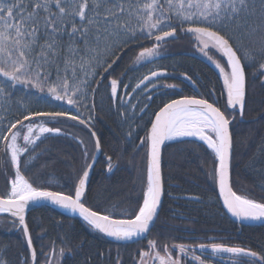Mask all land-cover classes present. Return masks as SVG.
I'll return each instance as SVG.
<instances>
[{
	"label": "snow or ice",
	"instance_id": "6c2138e0",
	"mask_svg": "<svg viewBox=\"0 0 264 264\" xmlns=\"http://www.w3.org/2000/svg\"><path fill=\"white\" fill-rule=\"evenodd\" d=\"M178 27L195 37L198 51L223 77L225 110L206 98L182 96L164 103L154 113L151 127L140 141L147 148L146 190L133 218H116L106 209L86 206L89 174L95 162L93 159V163H87L86 148L85 165L69 194L34 186L22 168L37 158L33 153L41 136L62 134L60 128L47 127L44 121L65 118L91 127L94 120L91 111L105 82L112 101H120L119 92L128 87L121 79H105L104 74L120 58L118 52L145 39L154 40L153 46L143 47L134 63L159 56L161 45L169 38H177ZM210 51L225 58L227 67L214 59ZM246 63L257 66L264 75V0H0V110L9 114L0 116V173L6 179L11 176L10 191L0 195V213H9L12 223L21 226L30 247L32 236L25 214L30 203L39 201H50L79 213L94 230L118 241L140 237L149 232L161 204L162 146L177 138L198 137L215 155L217 164L212 174L218 179L228 211L241 220H264V202L238 194L231 182V125L236 114L243 117L246 107ZM163 74L160 70L151 71L133 91L141 85L147 88L145 82L151 83ZM185 79L196 85L192 77L185 75ZM18 86L33 92L39 100L51 98L77 109L87 108L89 115L81 119L80 114L72 115L70 111L34 110L30 104L14 99ZM156 87L152 85L153 90ZM16 105L21 109L19 116L12 115ZM121 106L122 101L118 104ZM131 107L135 109L136 105ZM37 121L41 123L37 125ZM91 135L99 150V137L95 132ZM25 156L27 159H22ZM106 159L107 170L111 171L112 158ZM261 171L264 175V170ZM148 246L151 252L140 253V264H146L145 258L153 253L159 264H180L167 250L161 256L155 241H149ZM176 248L183 255L195 250L185 244ZM208 249L212 257L228 254L245 258L250 264H264V255L245 247L223 243L199 245L202 253ZM59 253L63 256L64 249ZM30 257L32 264H39L35 247H31ZM195 260L205 264L199 256ZM0 264L11 262L0 254ZM24 264H28L27 258ZM45 264H49L47 257Z\"/></svg>",
	"mask_w": 264,
	"mask_h": 264
},
{
	"label": "trees",
	"instance_id": "16d2710c",
	"mask_svg": "<svg viewBox=\"0 0 264 264\" xmlns=\"http://www.w3.org/2000/svg\"><path fill=\"white\" fill-rule=\"evenodd\" d=\"M194 39L178 27L177 38L164 42L159 56L139 63H134L136 56L143 47H152L154 40L141 39L138 44L119 51V60L104 75L106 81L118 78L128 86L119 92L120 101L109 100L105 82L104 89L96 97V107L91 111L94 116L91 127L65 118L44 121L47 127L60 128L62 134H44L37 141L33 153L37 158L22 168L30 182L34 186L69 194L85 165L84 149L88 152L87 163H91L96 153L91 135L95 132L102 155L88 186L86 206L93 210L106 209L116 218H133L146 190L147 148L140 141L150 129L154 113L164 103L182 96L206 98L225 110L223 77L210 60L195 52ZM216 58L225 64L219 53ZM157 70L164 74L151 83L145 82L147 88L141 85L133 91L144 75ZM245 70L247 102L244 118L248 122H240L236 114L231 126L232 187L238 194L264 202L261 171L264 170V75L257 66L250 67L247 63ZM185 75L192 77L196 85L186 80ZM153 84L157 85L154 90ZM148 96L152 99H147ZM14 99L30 104L38 111H70L72 115L80 114L81 119L89 115L87 108L77 109L51 98L39 100L22 86L14 90ZM121 101L123 106L118 107ZM20 114L21 109L16 105L12 115ZM7 115L0 110V116ZM36 123L39 125L41 121ZM107 157L112 158L111 171L107 170ZM216 164L212 150L201 142H167L163 151L164 191L160 213L148 235L131 243H112L84 220L58 209L41 207L30 211L27 224L39 264H45L46 257L49 264H140V253L151 252L149 241L156 242L161 256H165L167 250L173 259L180 260V264H198L197 256L205 264H250L242 257L228 254L212 257L209 255L211 249L203 253L199 250L200 244L223 243L264 255V223L240 226L229 218L218 196V179L212 174ZM10 179L11 176L6 179L5 174L0 173V195L10 191ZM18 228L19 224L12 223L10 214L0 215V254L11 264H24L26 258L28 264H32L31 251ZM180 244L193 246L195 250L183 255L176 248ZM61 248L64 249L63 256L59 253ZM154 255L145 258L146 264L154 262Z\"/></svg>",
	"mask_w": 264,
	"mask_h": 264
},
{
	"label": "water",
	"instance_id": "95a60500",
	"mask_svg": "<svg viewBox=\"0 0 264 264\" xmlns=\"http://www.w3.org/2000/svg\"><path fill=\"white\" fill-rule=\"evenodd\" d=\"M169 39H172V38H169ZM167 40H168V39H167ZM245 108H246V107H245ZM243 116H244V115H243ZM240 118H241V120H243V117L240 116ZM96 136H97V135H96ZM97 137H98V136H97ZM166 143H167V141H166L165 144L162 146V161H161V168H162V164H163V151H164V147H165ZM101 155H102V149H101V145H100V149H99V150L96 149V153H95V155H94V157H93V159H94L95 162L93 163V159H92V161H91V163H93V167H92L91 170H90L88 186H89V184H90V182H91V179H92V176H93L94 170H95V168H96V166H97V164H98V161H99ZM231 182H232V163H231ZM217 190H218V196H219L220 202H221V204H222V206H223V208H224L226 214L229 216V218H230L232 221L236 222V223L239 224L240 226H242V225H243V226H248V225H260V224H263V223H264V220H241L240 218L235 217L231 212L228 211L227 206L223 203V197L220 195V192H219V184H218V183H217ZM162 202H163V194H162V196H161V204H160L159 209H158V215H159L160 210H161V207H162ZM41 207H51V208H54V209H58V210L62 211L63 213L67 214V213L64 211L63 208L59 207L58 205L53 204V203L50 202V201H39V202H36V203H30V204H29V206H28V208H27V210H26V214H25L26 222H27L28 213H29L30 211L34 210V209L41 208ZM7 214H9V213H7ZM67 215H68V214H67ZM158 215H157V217L154 219L152 225H150V230H151L152 226L155 224V222L157 221ZM78 218H79V217H78ZM81 219L83 220V218H81ZM85 222H86V221H85ZM19 229H21V226H20V225H19L18 230H19ZM150 230H149V231H150ZM148 233H149V232L143 234V235L140 236V237L133 238L132 240H129V241H123V240H119V241H118V240H116L114 237H110V236H108L107 234H105V233H101V232H100V234H102V235H103L108 241H110V242H112V243H121V244H122V243H123V244H125V243H131V242H134V241H137V240L143 239L144 237H146V236L148 235ZM24 236H25V235H24ZM25 239H26V236H25ZM26 241H27V239H26ZM28 247H29V249H30V251H31V247H34L33 242H32V246L30 247V246L28 245Z\"/></svg>",
	"mask_w": 264,
	"mask_h": 264
},
{
	"label": "bare ground",
	"instance_id": "6f19581e",
	"mask_svg": "<svg viewBox=\"0 0 264 264\" xmlns=\"http://www.w3.org/2000/svg\"><path fill=\"white\" fill-rule=\"evenodd\" d=\"M224 60V63H225V58L223 59ZM245 72H246V70H245ZM246 76H247V74H246ZM246 109V108H245ZM238 116H239V119H240V122H248V120H246L245 118H244V116H245V111H244V116H243V120H241V118H240V115L239 114H237ZM256 119H252L251 121H255ZM260 120V119H259ZM258 120V121H259ZM232 126V125H231ZM178 140H193V141H198V142H201V143H203V144H205L206 146H207V144L205 143V142H203V141H200L199 140V138L198 137H184V138H177V139H174V140H172V141H167V142H174V141H178ZM210 149V148H209ZM64 211L69 215V216H72V217H79V218H82L80 215H79V213H73V212H71V211H69V210H67V209H64ZM4 214H7V213H0V215H4ZM84 220V219H83ZM26 240V239H25ZM26 243H27V241H26ZM28 245V244H27ZM34 245V244H33Z\"/></svg>",
	"mask_w": 264,
	"mask_h": 264
},
{
	"label": "rangeland",
	"instance_id": "374dc122",
	"mask_svg": "<svg viewBox=\"0 0 264 264\" xmlns=\"http://www.w3.org/2000/svg\"><path fill=\"white\" fill-rule=\"evenodd\" d=\"M195 40V39H194ZM195 49H196V53H199L200 54V52L198 51V49H197V44H196V40H195ZM210 55H212L213 56V58H214V56H215V58H216V54H217V56H218V52H215V51H210V53H209ZM214 58V59H215ZM216 60H219L220 61V63L221 64H223L222 63V61L220 60V59H218V58H216ZM224 65H226V64H224ZM225 67H227V65L225 66ZM9 187H10V185H9Z\"/></svg>",
	"mask_w": 264,
	"mask_h": 264
},
{
	"label": "flooded vegetation",
	"instance_id": "af4514ba",
	"mask_svg": "<svg viewBox=\"0 0 264 264\" xmlns=\"http://www.w3.org/2000/svg\"><path fill=\"white\" fill-rule=\"evenodd\" d=\"M156 263V260H154V262L152 264H155Z\"/></svg>",
	"mask_w": 264,
	"mask_h": 264
}]
</instances>
